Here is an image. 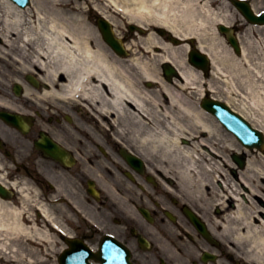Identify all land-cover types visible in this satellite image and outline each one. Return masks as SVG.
Instances as JSON below:
<instances>
[{"label":"bare ground","instance_id":"6f19581e","mask_svg":"<svg viewBox=\"0 0 264 264\" xmlns=\"http://www.w3.org/2000/svg\"><path fill=\"white\" fill-rule=\"evenodd\" d=\"M95 1L110 6L105 0ZM30 2L21 7L14 0H0V60L11 69L13 84L24 88L23 98L35 107V113L49 116L57 109L65 113L64 108L71 107L83 113L75 124L79 131L91 124L131 134L163 160L186 158L184 175L191 163L194 165L198 149L209 147L211 156H197L198 194L209 199L204 185L222 184L221 190L211 191L219 197L216 205L223 211L221 217L214 216L216 222L264 264V207L260 202L264 201V187L259 180L264 178V157L261 152L250 155L245 167L232 178L228 171L235 166L226 156L218 158L220 154L250 152L238 147L234 138L224 136L213 118L192 100L204 91L217 97L219 85L231 109L264 127V24H249L241 13L238 20L231 6L214 8L217 0H112L123 4L122 13L128 21L164 27L181 39L192 38L211 61L205 84V76L186 62L189 43L174 47L151 32L144 38L139 36L140 43L125 44L130 55L119 58L71 0ZM251 5L256 13L258 4ZM219 24L232 28L241 45V52L234 48L240 52L238 56L217 33L215 26ZM235 29L244 30L245 35L240 36ZM256 35L260 36L258 42ZM155 49L164 53L159 65H173L179 80L167 82L161 77L159 66L151 59ZM34 74L39 75L40 88L25 82ZM146 82H154L156 88H145ZM186 138L193 141L192 148L179 143ZM10 186L18 198L12 201L0 196V264H46L56 247L54 228L64 230L38 194L37 199L31 195L32 188L25 182L13 181Z\"/></svg>","mask_w":264,"mask_h":264},{"label":"flooded vegetation","instance_id":"af4514ba","mask_svg":"<svg viewBox=\"0 0 264 264\" xmlns=\"http://www.w3.org/2000/svg\"><path fill=\"white\" fill-rule=\"evenodd\" d=\"M23 94L22 89L17 95L12 87L0 85V176L10 182L22 175L39 192L42 187L48 195L60 192L64 198L53 202L70 212L72 239L94 252L105 237H112L129 250L132 264H260L209 217L205 207L213 199L190 194L172 166L150 163L122 137L116 143L109 136L84 133L76 143L49 118L48 125L54 127L44 130L42 115ZM42 135L64 145L68 155L63 164L21 155L30 149L41 153L34 144ZM93 150L94 158L87 154ZM124 153L141 162L128 161ZM51 175L55 185L50 188L44 178Z\"/></svg>","mask_w":264,"mask_h":264},{"label":"rangeland","instance_id":"374dc122","mask_svg":"<svg viewBox=\"0 0 264 264\" xmlns=\"http://www.w3.org/2000/svg\"><path fill=\"white\" fill-rule=\"evenodd\" d=\"M92 1L93 0H85V1L80 2V1L73 0L74 4H76L77 7H78V11L79 12H83L85 18H88L87 20H88L90 26H92V28H93L94 31L97 32V29L95 27V18L98 16V14H102V15H104L107 19H109L114 24V28H115L116 33L118 34V36H120L127 43H129V42H133L134 44L135 43H140L138 37L139 36L145 37V35H138L137 33L136 34H133V33H131V32L128 31V29H127L128 25H130V24L131 25H134V24L137 25V22L133 23L131 21H128V17L125 16L124 13H122V10L123 9H122L121 6H123V4L121 2L112 3V0L105 1V3L107 5H110V6L107 7V6H103L102 4H99L95 0H94L95 3L94 2L92 3ZM249 1H250V3H255L256 5L258 4L257 11L264 9V0H252V1L249 0ZM130 6L133 7L134 4L131 3ZM229 6H231V8H230L231 10H233L234 12H236V17L238 18V20H240L239 15H238V12L236 11V9L234 7H232V5L230 4V2L228 0H217V4L214 6V8L215 7L216 8H221V7H226L227 8ZM88 9H89V11H88ZM228 19H229L228 21L231 23V21L233 20V17L229 15L228 16ZM147 28L153 29V26H148ZM216 28H217V26H215V29ZM216 31H217V29H216ZM239 35L240 36H244L245 35V31L244 30H241L239 32ZM156 36H158V35L156 34ZM256 41L257 42L260 41V36L259 35H256ZM154 54H155V56L151 57V59H152V61L156 62V65H158L159 64L160 56H162L164 53L162 52V50L156 49L154 51ZM260 59H262V58L260 57ZM254 61H257V60L254 59ZM0 69L3 71L2 72L3 74H6L7 75V77L10 74H12L11 71L8 69L7 65L4 64L3 62H0ZM256 76H258V75H256ZM147 84H150V83H147ZM154 86H155V84H150V87H147L146 86V88H152L153 89ZM217 86H218V88H217L218 89L217 90L218 93L215 94V95L217 97H220L221 100H226V98L224 96V91L225 90L220 89L219 88L220 87L219 85H217ZM194 96L195 97H194L193 100H195L197 98V94L194 95ZM237 100H241V99L240 98H237ZM244 100L246 101V103L248 105L250 104L249 99H247V100L244 99ZM232 105H235V108L238 107V105H236V104H232ZM250 106H252V105H250ZM55 241H56L55 251H54L53 255H51V257H48L47 258L46 264H57L56 259H57V255L59 253V250H60V248L62 246V243L60 241H57L56 239H55Z\"/></svg>","mask_w":264,"mask_h":264},{"label":"water","instance_id":"95a60500","mask_svg":"<svg viewBox=\"0 0 264 264\" xmlns=\"http://www.w3.org/2000/svg\"><path fill=\"white\" fill-rule=\"evenodd\" d=\"M99 24H100V28H101L104 36H110L111 34H110V31H109V26L107 24H105L103 21H100ZM221 30H225V29L224 28H221ZM229 40L236 47V43H235L234 39L232 37H229ZM114 48L118 52H122L121 48L115 42H114ZM64 264H67L66 261H64Z\"/></svg>","mask_w":264,"mask_h":264}]
</instances>
